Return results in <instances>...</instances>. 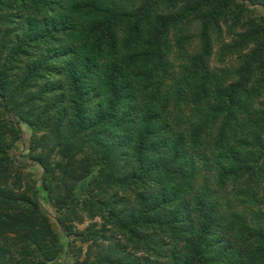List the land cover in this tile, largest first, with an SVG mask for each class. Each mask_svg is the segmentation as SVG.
<instances>
[{"label":"trees","instance_id":"obj_1","mask_svg":"<svg viewBox=\"0 0 264 264\" xmlns=\"http://www.w3.org/2000/svg\"><path fill=\"white\" fill-rule=\"evenodd\" d=\"M22 125L41 174L16 194ZM261 205L264 0H0V264H58L60 234L111 243L74 264H264Z\"/></svg>","mask_w":264,"mask_h":264},{"label":"rangeland","instance_id":"obj_2","mask_svg":"<svg viewBox=\"0 0 264 264\" xmlns=\"http://www.w3.org/2000/svg\"><path fill=\"white\" fill-rule=\"evenodd\" d=\"M177 33V32H176ZM184 36H186V39L184 40V42H181L180 45L185 46L186 50L189 52V55L195 54L197 52L200 51V34H199V23L195 22V23H191L186 27V31L184 32ZM212 37V44H213V49H212V54L210 57V65H211V69L214 70H222V69H232L236 66V64L238 63L237 60V56H223V58L221 57V55L218 53V50L220 48H222L224 46V44H226L227 42H229L231 40V35L229 34V32L227 30H225V26L222 25L220 32L214 31L211 34ZM176 38L174 37V35H172L171 38V42L173 44V48H176ZM179 45L177 44V47ZM179 50L176 51H172L171 52V57L170 59H172L173 61V73L174 75L177 74L176 70L178 69V63L181 62V60L177 57ZM180 60V61H179ZM170 82V80L168 81ZM260 102V101H258ZM262 106V105H261ZM46 136H48V132L45 133ZM40 134H38L39 136ZM29 136H30V130L25 126L22 125V133H21V137L20 140L17 141L14 145L13 148L10 149V153L13 154V157L17 159V164H27V166H19L20 169H13L14 174L11 173V176L9 179L14 178V180L16 179L15 174H19L20 171L23 174H31L34 179H37V185H39V177L41 174V168L35 164L31 158H29L26 155H23L24 152L27 150V146H28V141H29ZM237 138L235 139V143L238 140V138H241L240 134H238L236 136ZM251 139V136L248 137V140ZM50 142V141H49ZM236 148H238L240 145L236 143ZM21 174V173H20ZM20 181V186L17 185V181ZM25 177L21 174V180L19 179V177L15 180V184L13 185V189L15 191L16 194H19L20 190H23L25 188V184L26 181L24 182ZM263 183V181H262ZM262 191H260L261 193ZM40 196V202L42 207H44L46 209V211L49 213L50 215V221L52 222L53 226L55 227V229L58 230V226L57 223L55 221V219L53 218L56 215V210L53 208V206L50 204V202L44 197V194L40 191L39 193ZM132 196V195H131ZM125 196V200L127 201L126 206L128 208H131L132 205H134V200H133V196ZM134 202V203H133ZM134 207V206H133ZM263 217H264V207H262V205L259 207ZM234 209L236 210H241L242 207L240 206V204L236 205V207H234ZM247 210V209H246ZM251 212L250 215L251 216ZM96 221L97 223L100 221L99 217L94 218L93 220L88 219L87 217L83 216L82 222H75L73 221V229L76 231V233H80L81 231H83L85 229V227L90 224L91 222ZM96 228H99V224L98 226H96ZM116 237H115V243L117 242L119 244V248L122 249V242L123 239H121L120 235L115 233ZM106 235L108 236V238L110 239V235L108 232L106 233ZM61 237V244H62V250L60 252V254H58L57 257V262L58 264H74L75 260L77 258V260H83L87 251H89V253H91V257L93 258L94 256H96V254H100L101 252H103L105 249H107L108 246H110L111 243H109L107 240H103V238H99L97 243H93L91 240L87 241V242H81L79 240L75 241V245L72 247V251L70 253H68V246L66 245L67 242L66 240H73L74 241V235H71L69 238H65L62 234H60ZM114 242V241H113ZM248 242V244L246 245V243ZM250 241H246L243 247L249 248L250 246ZM98 244V245H96ZM80 246L82 248L81 253L79 252L78 256L75 257V253L78 251L76 248ZM126 245L124 244V247ZM130 249L126 248V252L129 253ZM98 256V255H97Z\"/></svg>","mask_w":264,"mask_h":264}]
</instances>
